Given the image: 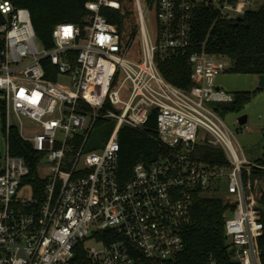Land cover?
I'll list each match as a JSON object with an SVG mask.
<instances>
[{
  "label": "built area",
  "instance_id": "1",
  "mask_svg": "<svg viewBox=\"0 0 264 264\" xmlns=\"http://www.w3.org/2000/svg\"><path fill=\"white\" fill-rule=\"evenodd\" d=\"M255 0H133L140 54L129 56L116 24L92 0L85 24L61 22L54 45L39 41L29 8L0 0V98L5 147L0 150V264H182L184 233L196 195L223 199L225 251L200 264H264V205L254 193L253 161L245 156L219 106L234 95L208 81L229 69L222 54L193 50L191 19L201 2L227 20ZM189 57L192 85L168 81L156 51ZM54 65L49 77L43 60ZM156 115L164 151L139 161L125 177L119 139L123 125L142 129ZM99 119L115 122L108 139L87 149ZM41 154L39 184L24 156L11 153L10 129ZM223 160L198 155V146Z\"/></svg>",
  "mask_w": 264,
  "mask_h": 264
},
{
  "label": "trees",
  "instance_id": "2",
  "mask_svg": "<svg viewBox=\"0 0 264 264\" xmlns=\"http://www.w3.org/2000/svg\"><path fill=\"white\" fill-rule=\"evenodd\" d=\"M18 7L29 8L33 25L39 41L46 47H52L54 40L52 32L56 24L74 22L85 24V18L92 11L86 3L92 0H11ZM120 8L102 6L101 13L116 24L121 34L124 46H131L139 32L137 13L133 0H120ZM155 9L154 0H146ZM150 9V10H151ZM157 21L155 25L157 26ZM191 35L193 50L205 48L210 53L222 54L231 58L232 64L228 70L240 73L264 74V5L257 9L248 8L240 19L227 20L219 15L217 8L204 3H197L191 19ZM157 65L164 77L173 84L187 89L192 85V65L189 57L179 52L167 55L164 49L156 51ZM43 65L49 77L54 68L49 58L43 60ZM239 90L233 93L231 102L221 104L219 110L225 115L229 112H241L258 90ZM5 103L0 98V127L5 130ZM115 122L109 119H99L90 132L86 148H97L110 136ZM157 129L156 115L150 113L149 119L142 129L131 125H123L120 129L121 143L120 165L125 177L132 172L133 166L139 161L156 159L164 150L155 133ZM11 153L24 156L32 172L30 179L39 184L37 165L41 154L35 151L33 143L25 140L19 129H10ZM263 153L257 162L264 165V127L262 129ZM198 155L213 160H223L225 155L217 147L210 145L198 146ZM260 172L256 169L245 177L253 180ZM264 205V193L261 195ZM226 205L219 196L196 195L191 207L190 223L184 233L185 248L180 254L182 264H200L209 256H222L225 251L224 212ZM264 244V238L262 239Z\"/></svg>",
  "mask_w": 264,
  "mask_h": 264
},
{
  "label": "rangeland",
  "instance_id": "3",
  "mask_svg": "<svg viewBox=\"0 0 264 264\" xmlns=\"http://www.w3.org/2000/svg\"><path fill=\"white\" fill-rule=\"evenodd\" d=\"M264 5V0H255L250 6L252 9H257ZM148 22L155 24L157 21V13L155 9L147 12ZM140 32L137 33L133 40L129 56L138 57L140 54ZM221 59L227 66H231L232 60L230 57L223 55ZM208 81L212 84L219 85L221 88L233 94L239 90H254L259 87V78L256 74L240 73L226 70L219 75L209 76ZM247 114L248 119L244 124H240L238 119L241 115ZM226 122L233 129L238 143L240 144L245 156L248 160L253 161L252 169H256L260 173L254 176L257 183L254 187V193L261 195L264 193V165L257 162V159L263 153L262 129L264 127V90L260 89L256 92L252 100L246 104L241 112H229L225 115ZM5 147V138L2 135L0 127V150Z\"/></svg>",
  "mask_w": 264,
  "mask_h": 264
},
{
  "label": "water",
  "instance_id": "4",
  "mask_svg": "<svg viewBox=\"0 0 264 264\" xmlns=\"http://www.w3.org/2000/svg\"><path fill=\"white\" fill-rule=\"evenodd\" d=\"M241 16L238 17V19H240ZM6 22V17L4 15V13H2V11L0 10V24H3ZM259 78V85L264 87V74H259L258 75ZM248 116L247 114H243L239 117L238 121L240 124H244L247 122Z\"/></svg>",
  "mask_w": 264,
  "mask_h": 264
}]
</instances>
